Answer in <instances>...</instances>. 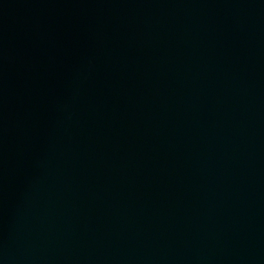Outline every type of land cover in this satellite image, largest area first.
Here are the masks:
<instances>
[{
	"label": "water",
	"instance_id": "95a60500",
	"mask_svg": "<svg viewBox=\"0 0 264 264\" xmlns=\"http://www.w3.org/2000/svg\"><path fill=\"white\" fill-rule=\"evenodd\" d=\"M0 264H264V0H0Z\"/></svg>",
	"mask_w": 264,
	"mask_h": 264
}]
</instances>
